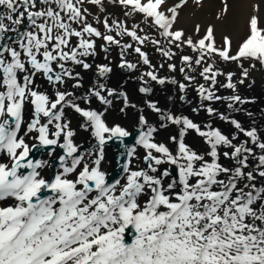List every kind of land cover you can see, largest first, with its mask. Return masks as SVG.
Listing matches in <instances>:
<instances>
[{"label":"snow or ice","instance_id":"1","mask_svg":"<svg viewBox=\"0 0 264 264\" xmlns=\"http://www.w3.org/2000/svg\"><path fill=\"white\" fill-rule=\"evenodd\" d=\"M86 2L104 10L105 0H0V264H264V129L234 115L253 117L244 106L255 99L239 86L251 88L256 64L264 68L260 5L233 50L230 35L217 45L212 25L197 40L174 29L186 0L167 14L166 0H108L151 18L168 45L190 47L178 67L176 52L123 22L97 19L102 32ZM146 42L165 58L158 66ZM113 46L130 74L115 84ZM98 49L107 63H94ZM154 84L176 86L173 105L191 104L193 87L199 102L185 115ZM110 143L120 149L117 177L105 168Z\"/></svg>","mask_w":264,"mask_h":264},{"label":"bare ground","instance_id":"2","mask_svg":"<svg viewBox=\"0 0 264 264\" xmlns=\"http://www.w3.org/2000/svg\"><path fill=\"white\" fill-rule=\"evenodd\" d=\"M170 6L169 8L175 6L176 4L180 3V0H168ZM230 11L227 14V20L223 17L220 19H217V16L220 14L221 8H222V0H204L200 3H197V0H186V3L183 4L177 11L178 13L181 12L183 14H186L188 17L194 18V19H202L205 23L215 24L216 30H219L220 32L224 33L227 32L231 34L232 32L236 31V25L238 24L239 27H242L244 19L249 15L251 12V5L253 4H259L260 5V14H264V0H228ZM167 14V12H165ZM118 39H121L122 43H132V40L127 39L125 37H117ZM103 43L100 40H97V44ZM150 57L152 58V62L156 64L157 66L165 60L164 57H162L158 52H148ZM108 60L111 61L114 75L110 78L111 83L115 84L117 81L127 80L129 77V73H121L119 71V67L117 66L119 64V49L113 46L110 50V52L107 54ZM128 59L132 60L133 62H136L138 59L137 55L135 53H130V55L127 57ZM90 62H92V59L90 58ZM108 61L105 60V53L100 51L98 49V54L94 58V63H107ZM173 63H176L179 67V61L174 57L171 61ZM147 66H142L140 68V72L145 71ZM162 73L164 75H174L179 80L182 78V74L178 71L176 73H168L167 69H163ZM135 75H139V72L135 73ZM239 77V76H237ZM222 81V77L219 78ZM251 79L255 81V83L252 85L251 88L247 87V84L250 81H246L245 85L239 86L240 93L249 98H254L255 103L248 104L244 107L247 108L248 111L253 113V117L249 118L247 115H245L243 112L241 113H234V115L241 120L242 123L250 124L252 122V119H255L256 122L259 120L264 119V103L260 99V87L264 84V73H257V72H251ZM197 80L200 83H204L203 80L199 79L197 76ZM129 88H137L138 83L135 80H129ZM155 96L157 99L161 101V103H167L168 106L175 107L179 109V112L188 115L190 112L191 107L195 106L199 102V97L196 95L195 87L191 88L187 93V99L191 101V104H186L183 101L176 100V103L173 105L172 102L167 101V97L169 95L173 96L175 99L179 93L175 85H167L165 89H162L161 86L155 85ZM167 89H170L171 91H168ZM220 95H230L231 90L230 89H220L219 91ZM216 107L220 108L221 110H227V104H217ZM195 116L196 114H192ZM207 114L201 112L200 113V120H203L204 117H206ZM115 119V117L110 116L109 120ZM205 123H207V120H204ZM124 123L127 125L130 123V121L125 120ZM223 122H218L215 126L220 127ZM225 128L229 127L228 125H224ZM110 150L108 149V162L105 164V168L107 171L110 168ZM131 235V234H130Z\"/></svg>","mask_w":264,"mask_h":264},{"label":"rangeland","instance_id":"3","mask_svg":"<svg viewBox=\"0 0 264 264\" xmlns=\"http://www.w3.org/2000/svg\"><path fill=\"white\" fill-rule=\"evenodd\" d=\"M202 1L204 0H200V2ZM141 2L147 3V0H141ZM169 6L170 4L168 0H166L165 4L161 6V10L167 12ZM84 7L89 9L88 21L90 23H93V25L98 27L102 32H105L106 30L103 28L102 23H97V19L102 21L105 17H107L110 23L112 20L123 22L128 28H136L140 36H148L150 38L160 40L161 46L165 48H171L173 52H176L175 58L178 61L181 55H195L192 49L188 46H184L183 49H176L175 47L168 45L167 41L159 35L160 30L157 28L156 25L153 24L152 19L147 18L143 13L133 12L130 8L114 5L112 3H109L108 0H105L103 11H101L96 5L87 2L85 3ZM125 13L129 14L125 15ZM260 15L264 16V14ZM246 18L243 21L242 27H239V25L237 24L236 31L229 34L227 32L222 33L219 30H216L215 24L205 23L202 19H194L188 17L186 14L179 12L177 16V21L174 24V29H182L185 32L186 36H190L193 38V40H197L204 35L206 28L209 25H212L215 28V38L217 45L219 46L221 44L223 35H230L232 37V47L233 50H235L238 44L247 34V29L245 27ZM196 25L200 26L199 33L195 31ZM113 34L115 35L114 32ZM125 38L128 37L125 36ZM143 49L146 52H156L155 47L150 42H146L143 46ZM248 63L249 62H245L244 66L248 67ZM252 63L255 62L252 61ZM217 67L221 68L224 71H233L237 74V76H239L240 74V69L235 63H224L217 59ZM252 72L264 73V68H262L261 65L257 63L255 70H253ZM198 78L201 79L199 76ZM223 79L224 78L222 77V81ZM256 123L261 129H264V119L259 120Z\"/></svg>","mask_w":264,"mask_h":264},{"label":"water","instance_id":"4","mask_svg":"<svg viewBox=\"0 0 264 264\" xmlns=\"http://www.w3.org/2000/svg\"><path fill=\"white\" fill-rule=\"evenodd\" d=\"M260 95L262 100L264 101V85L260 88ZM133 138H129V142H132ZM109 148L112 150L113 154L111 156V168L109 170V174L112 177H117L120 173L119 165L116 163V155L120 151V149L117 148V145L115 143H110ZM51 171V170H50Z\"/></svg>","mask_w":264,"mask_h":264}]
</instances>
